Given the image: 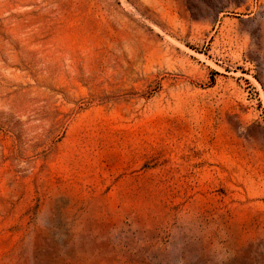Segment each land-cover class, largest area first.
I'll return each instance as SVG.
<instances>
[{"label":"rangeland","instance_id":"rangeland-1","mask_svg":"<svg viewBox=\"0 0 264 264\" xmlns=\"http://www.w3.org/2000/svg\"><path fill=\"white\" fill-rule=\"evenodd\" d=\"M0 264H264V0H0Z\"/></svg>","mask_w":264,"mask_h":264}]
</instances>
